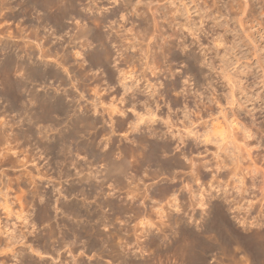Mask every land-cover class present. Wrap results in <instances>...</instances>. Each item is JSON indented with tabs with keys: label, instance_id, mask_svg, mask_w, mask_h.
I'll list each match as a JSON object with an SVG mask.
<instances>
[{
	"label": "rangeland",
	"instance_id": "obj_1",
	"mask_svg": "<svg viewBox=\"0 0 264 264\" xmlns=\"http://www.w3.org/2000/svg\"><path fill=\"white\" fill-rule=\"evenodd\" d=\"M40 1L0 0V264H264V0Z\"/></svg>",
	"mask_w": 264,
	"mask_h": 264
},
{
	"label": "bare ground",
	"instance_id": "obj_2",
	"mask_svg": "<svg viewBox=\"0 0 264 264\" xmlns=\"http://www.w3.org/2000/svg\"><path fill=\"white\" fill-rule=\"evenodd\" d=\"M39 1V0H38ZM63 1H65V0H43V2H41L40 1V8H41V6H42V11L45 9V8H48L46 5H48L49 3H54L53 4V7L55 8V7H57V12L59 11V15L61 14V13H63L62 14V16L63 17H61V19H63V18H66V15L67 14H69L68 13V8H70V7H72V8H74L75 10H77V5L76 4H74V1H73V3L70 1V0H68V1H70V2H67L66 4H64V2ZM125 1V3H126V5H129V3H130V0H124ZM205 1V0H204ZM94 2V1H93ZM97 2V1H96ZM95 2V3H96ZM71 3V4H70ZM75 3H76V1H75ZM70 4V5H69ZM245 6V5H244ZM49 7H50V5H49ZM52 8V7H51ZM92 8V7H91ZM49 9V8H48ZM71 9V8H70ZM74 9H73V11H74ZM118 9V8H117ZM116 9V10H117ZM246 9V8H245ZM38 10V9H37ZM217 10H218V8H217ZM244 10V9H243ZM47 11V10H46ZM72 11V12H73ZM130 11V10H129ZM244 12H245V10H244ZM247 12V11H246ZM245 12V13H246ZM248 12H250V11H248ZM76 13V11H74V14ZM79 13H81V12H77L76 14L77 15H80ZM138 13V12H137ZM75 14V15H76ZM84 14V13H83ZM121 14H123V12L121 13ZM130 14H131V12H130ZM57 15V14H56ZM250 15V14H249ZM58 16V15H57ZM82 16V15H81ZM124 16V15H123ZM126 16V15H125ZM242 16H244V15H242ZM74 17V16H73ZM75 17H77V16H75ZM91 17V16H90ZM154 17V16H153ZM107 18V17H106ZM59 19V18H58ZM88 19V18H87ZM155 19H156V17H155ZM41 20V19H40ZM47 20V19H46ZM45 21V20H44ZM49 21V20H48ZM91 21V20H90ZM156 21V20H155ZM51 22V21H50ZM62 22V21H61ZM92 22V21H91ZM95 23V22H94ZM102 23V22H101ZM59 24H61V23H59ZM105 24V23H104ZM54 25H56V24H54ZM158 25V24H157ZM59 26V25H58ZM112 26V25H111ZM56 27V26H55ZM60 28V27H59ZM206 29V28H205ZM203 30V37L204 38H206V36H208V35H210L209 34V32H208V29H206V30ZM74 30V29H73ZM157 30V29H156ZM92 31V28H90V27H88V28H82V29H80L77 33H76V35H74V36H76V41H78V42H81V41H84L85 43H87L88 44V42L89 41H91L92 43L91 44H93V43H95L96 41H103V47H106V46H108V39L106 38V36L104 37V36H102V35H100V34H98L96 37H91L90 36V32ZM96 32V31H95ZM110 37V36H109ZM119 39V37L117 36L116 38H115V40H118ZM97 42V43H98ZM199 44H201L200 46H204V44L203 43H201V42H199ZM76 45V44H75ZM98 45V44H97ZM101 45V44H100ZM185 46V45H184ZM184 48V47H183ZM121 49V48H120ZM131 49V48H130ZM106 52V51H105ZM121 52H122V50H121ZM125 55H126V58H127V60L129 61V60H132L133 58H134V54L129 50V52H128V49H127V52H123ZM102 55H104V54H102V53H97V55H96V57L97 58H99V59H102L103 57H102ZM94 56H95V54H94ZM122 57V56H121ZM104 59V58H103ZM110 65V64H109ZM122 71V70H121ZM123 74V73H122ZM127 74V73H126ZM45 72H44V70H42L41 68H40V79H43L44 77H45ZM122 79V78H121ZM126 79V78H125ZM124 79V80H125ZM123 86L122 87H124L125 88V93H129V91L130 90H132L133 89V87H131V86H128L127 84H125V83H123L122 84ZM173 87V86H172ZM175 87V86H174ZM128 95V94H127ZM123 100H125V99H123ZM121 112V111H120ZM122 113V112H121ZM136 116H138V115H136ZM140 117V116H139ZM130 120V119H129ZM137 120V119H136ZM125 121V120H124ZM131 121V120H130ZM140 121H141V119H140ZM126 122V121H125ZM137 122H139V121H137ZM129 124V123H128ZM130 124H132V126H133V128L135 129L138 125H137V123H133V122H131ZM131 127V126H130ZM129 127V128H130ZM137 130H138V128H137ZM134 131V130H133ZM132 131V132H133ZM154 144H156V143H154ZM158 148V147H157ZM167 148V147H166ZM150 151V150H149ZM186 151V150H185ZM191 151V150H190ZM184 152V151H183ZM193 154V153H192ZM157 156V155H156ZM159 156V155H158ZM160 158V157H159ZM187 158V157H186ZM194 159V158H193ZM162 161V160H161ZM128 166V165H127ZM122 166L121 167H119V169H121L122 170ZM120 170V171H121ZM124 170L125 169H123V171L122 172H124ZM128 177V176H127Z\"/></svg>",
	"mask_w": 264,
	"mask_h": 264
}]
</instances>
